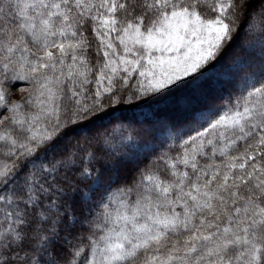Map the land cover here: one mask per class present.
Returning a JSON list of instances; mask_svg holds the SVG:
<instances>
[{"label":"snow or ice","instance_id":"snow-or-ice-1","mask_svg":"<svg viewBox=\"0 0 264 264\" xmlns=\"http://www.w3.org/2000/svg\"><path fill=\"white\" fill-rule=\"evenodd\" d=\"M0 264H264V0H0Z\"/></svg>","mask_w":264,"mask_h":264}]
</instances>
